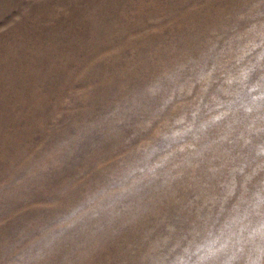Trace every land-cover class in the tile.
<instances>
[{
  "label": "rangeland",
  "instance_id": "rangeland-1",
  "mask_svg": "<svg viewBox=\"0 0 264 264\" xmlns=\"http://www.w3.org/2000/svg\"><path fill=\"white\" fill-rule=\"evenodd\" d=\"M260 188L264 0H0V264H264Z\"/></svg>",
  "mask_w": 264,
  "mask_h": 264
},
{
  "label": "snow or ice",
  "instance_id": "snow-or-ice-1",
  "mask_svg": "<svg viewBox=\"0 0 264 264\" xmlns=\"http://www.w3.org/2000/svg\"><path fill=\"white\" fill-rule=\"evenodd\" d=\"M229 193L231 194V188L228 189ZM238 195H240L241 199L243 200L245 196L251 197L252 199V205L255 206V208H252L250 206V210L259 209L261 214H264V188H260L256 191V193L253 195L252 192L245 189L243 192H237ZM261 229H264V223L261 224ZM204 259H210L211 256H205Z\"/></svg>",
  "mask_w": 264,
  "mask_h": 264
}]
</instances>
